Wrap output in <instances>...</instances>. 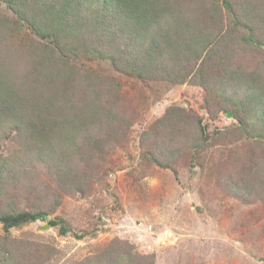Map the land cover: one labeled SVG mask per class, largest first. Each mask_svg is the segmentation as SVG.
<instances>
[{
  "label": "rangeland",
  "instance_id": "rangeland-1",
  "mask_svg": "<svg viewBox=\"0 0 264 264\" xmlns=\"http://www.w3.org/2000/svg\"><path fill=\"white\" fill-rule=\"evenodd\" d=\"M249 2L262 13L254 28L263 44L223 43L227 51L231 46L232 69L244 77L260 71L264 83V0ZM6 15L17 19L0 1V17ZM32 38L47 42L26 26L22 33L0 40V59L13 61L22 72L30 65L26 43ZM77 61L81 71L102 77L105 94H115L116 109L127 125L120 126L113 143L90 161L83 192H63L44 163H27L33 167L32 184L26 180L19 185L22 206L29 207L44 196L45 208L50 210L56 193L61 203L44 220L12 228L10 245H26L19 254L29 256L33 264H81L113 239L153 254L155 264H264V134L238 132L239 122L227 109L233 102L226 103L218 95L220 57L209 59L200 72L217 78L211 88L201 85L200 75L177 83L123 73L97 56ZM235 92V98L245 94L240 85ZM171 105L202 118L208 132L204 145L192 147L193 120L181 123L172 143L165 130L158 132L159 138L150 133L142 139L143 132ZM19 149L14 127L0 125L2 158ZM57 217L66 220L70 232L61 235L58 226L50 225L49 220ZM4 235L0 223V241ZM43 245L52 246L53 251Z\"/></svg>",
  "mask_w": 264,
  "mask_h": 264
},
{
  "label": "trees",
  "instance_id": "trees-1",
  "mask_svg": "<svg viewBox=\"0 0 264 264\" xmlns=\"http://www.w3.org/2000/svg\"><path fill=\"white\" fill-rule=\"evenodd\" d=\"M0 1L17 16L16 20L0 17V40L22 33L25 26L47 40L32 38L26 43L31 61L22 72L15 69L13 61L0 59V125L14 127L20 146L7 157L0 155V223L5 231L0 264H33L29 256L19 254L26 245H10L11 230L44 220L61 203L56 193L50 210L45 208L44 196L28 204L30 208L22 206L17 197L19 185L26 180L32 184L29 175L33 167L27 163H44L63 192H83L90 161L113 143L120 126L127 125L116 109L115 94H105L101 76L81 71L79 58H106L119 71L144 79L185 83L200 75L201 85L211 88L217 78L200 72L217 55L222 66L218 95L226 103L233 102L227 109L239 122L238 132L248 135L253 131L250 135L255 137L264 134L260 71L244 77L232 69L231 46L227 51L223 43L226 40L242 47L263 44L254 28L262 13L251 8V0ZM238 85L245 94L235 98ZM190 120L195 124L190 134L192 147L204 145L208 132L202 118L175 105L143 132L142 139L150 133L159 138L165 130L172 143L181 123ZM49 223L58 226L61 235L71 231L63 217ZM43 246L53 251L52 246ZM81 264H155V256L140 253L130 242L113 239Z\"/></svg>",
  "mask_w": 264,
  "mask_h": 264
}]
</instances>
